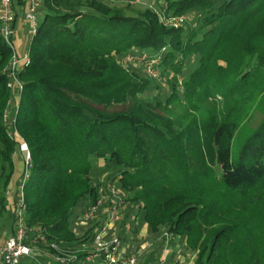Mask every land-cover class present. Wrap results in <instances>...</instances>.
<instances>
[{
  "label": "trees",
  "instance_id": "16d2710c",
  "mask_svg": "<svg viewBox=\"0 0 264 264\" xmlns=\"http://www.w3.org/2000/svg\"><path fill=\"white\" fill-rule=\"evenodd\" d=\"M40 1L17 125L33 166L28 244L70 256L67 264H90L95 251L84 246L103 220L82 236L77 219L114 186L122 230L140 223L182 240L194 259L187 264H264V0H162L160 12ZM174 19L176 26L166 23ZM143 55L159 58L165 89L132 69L138 62L120 61ZM10 56L0 42V217L13 235L14 202L5 192L19 185L25 165L17 168L19 140L3 121L14 98L3 73ZM216 103L219 113H203ZM251 107H260V121L240 132ZM162 246L145 264H168L157 254Z\"/></svg>",
  "mask_w": 264,
  "mask_h": 264
},
{
  "label": "built area",
  "instance_id": "2783aa9c",
  "mask_svg": "<svg viewBox=\"0 0 264 264\" xmlns=\"http://www.w3.org/2000/svg\"><path fill=\"white\" fill-rule=\"evenodd\" d=\"M40 0H0V42L11 52L8 65L3 73L7 78V88L13 93L14 98L9 100L4 112L3 121L11 138L19 140L18 151L25 155V171L16 190L7 192L9 200L14 202V232L5 243L0 244V264H22L23 260L33 258L32 264H43L35 258L34 250L28 244L35 239L30 236L26 218L27 202L26 187L31 178L32 158L27 143L20 138L18 131V115L20 112L24 84L20 79L21 74L31 66L32 58L30 47L38 33L41 20ZM168 22V21H166ZM176 26L177 23H174ZM29 26V27H27ZM26 27L29 30L26 31ZM23 33V42L19 44V34ZM27 38V40H26ZM144 56V55H143ZM144 69L148 76L158 79L159 72L155 66L159 63V58L143 57ZM127 56L130 62H134L136 57ZM106 190V191H105ZM101 190V195L95 205L89 208L79 219H95L96 212L103 209V221L94 232L93 243L97 250L91 259H103L105 264H136V255H126L120 239L105 241L104 237L121 215L120 208L123 204L122 192L114 186H108ZM106 193V194H105ZM98 218V219H100ZM42 240L44 238L42 237ZM69 259H59L60 264H67ZM156 264H165L164 261Z\"/></svg>",
  "mask_w": 264,
  "mask_h": 264
},
{
  "label": "rangeland",
  "instance_id": "374dc122",
  "mask_svg": "<svg viewBox=\"0 0 264 264\" xmlns=\"http://www.w3.org/2000/svg\"><path fill=\"white\" fill-rule=\"evenodd\" d=\"M105 1L109 4L118 5V6H124L127 3H129V4H131L132 7L139 8V10H143L145 8H152L156 12H160V6L161 5H159V4L162 2V0L157 1V2H156V0H105ZM40 5H42V2L40 3ZM41 21H42V18L40 20V23H41ZM179 22H180L179 20L174 19V20H169L166 23L169 25H172L174 23L179 24ZM27 27H29V26H27ZM27 30H29V28ZM26 40H27V38H26ZM144 56L148 57L146 55H144ZM141 58L137 56L136 60L134 62H130L129 59H126V57H124V58H121L120 61L123 62V64H125L126 66H129L130 64L138 62V65L137 66L133 65L132 69H134L138 72V71H140V69L143 68L141 70V73L142 74L145 73L147 75V73L144 69V62L140 61ZM191 65L194 67L193 62ZM190 71H191V68L188 67L187 73L189 74ZM156 80H158V81H156ZM156 80L155 81L158 84H161L162 88L165 89L167 87V85L165 83H163V81L161 80L160 77ZM221 106H222L221 103H216L214 106L206 104L205 106H203V113L207 114L209 111H214L216 113H219L220 112L219 110H221V108H222ZM116 108L121 109L120 107H116ZM258 108H260V107H256L254 109L251 107V109H252L251 114L249 115L247 120H244L243 127L240 129V132L244 131V128L246 126L252 127L253 125L257 124L260 121L261 113L259 112ZM179 114L181 115L183 113H182V111L177 110V112H176V114H174V116H177ZM243 114H244V112L239 114V115L236 114L237 115L236 117L238 118V116H240L239 118H242ZM20 138L23 139L21 136H20ZM241 142L242 141L239 140V141L234 142V144H233L232 150L234 151L233 152L234 158L236 157V155H237L236 153L238 152V150L241 147V145H240ZM24 165H25V163H24ZM24 168H25V166H24ZM24 171H25V169H24ZM21 179L22 178H20V180ZM11 190H16V187H14L13 184L7 188V190L5 192L6 196H7V192L11 191ZM82 207H83V204L81 203L78 206V208L76 209V212L73 216L74 219L80 216V214L82 213ZM124 209L127 210V208H124ZM102 211H103L102 208L99 209L95 214V216H97V218H95L93 220H96V219L102 217L101 216ZM77 220H78V224L75 226V228H76L75 231L78 232L79 235L83 236L85 234V232L92 226L91 225L92 220L91 219L90 220L89 219H87V220L86 219L85 220L77 219ZM122 222H123V215L121 212L119 220L116 221L114 223V225L112 226V228L107 231L104 239H105V241H111L113 239H120V241L122 242L124 253H126V254L128 253V255H130V256L136 255V257H137V263L136 264H145V262L151 258V255L153 254V250L156 249V247L162 246L163 243L167 244L168 241L171 239V237H168L169 235H167L166 232H163L161 235H155V234L150 233L148 227H146L147 236L144 238V236L142 235V232H141V229L144 225L141 226L140 223H137L131 229L124 231V230H122L123 229L122 228L123 227ZM10 224H11L10 220H8L6 217L4 219L0 217V244L5 243V241L11 236L12 232L11 231L9 232ZM37 237L40 238L41 235L38 234ZM169 243H170V241H169ZM30 247L34 250V252L41 254L43 260H41L40 262H42L43 264H56L59 262V259H68L70 257V256L69 257H67V256L61 257L60 255L52 254L47 249H38L35 246L33 247V243L30 244ZM84 250L96 251L97 248L94 245V243H89V244L84 246ZM163 250L166 251L165 248ZM161 252L162 251L160 250L157 252V254H160ZM181 257H182V262L184 261V263H186V264L191 263L194 260L189 251L182 253ZM154 259H155V256H154ZM33 262H35V260L33 258H27V259L23 260L22 264H32ZM90 264H105V262L103 259H94L90 262ZM148 264H154V261L151 260V261H149Z\"/></svg>",
  "mask_w": 264,
  "mask_h": 264
},
{
  "label": "crops",
  "instance_id": "0c3cea01",
  "mask_svg": "<svg viewBox=\"0 0 264 264\" xmlns=\"http://www.w3.org/2000/svg\"><path fill=\"white\" fill-rule=\"evenodd\" d=\"M27 27H26V31H27ZM23 33L20 32L19 34V41L18 43L19 44H22L23 42ZM24 158H25V155L21 152H16L15 156H14V160L16 162V166L18 169L22 168L23 167V163H24ZM22 171V170H21ZM16 178L14 179V183L16 184L17 182L19 183L20 181V178L18 179V176H15ZM16 181V182H15ZM17 183V184H18ZM14 185V184H13ZM141 232H142V235L144 236V238L147 236V229H146V226L144 225L141 229ZM172 240V241H171ZM130 241V240H129ZM170 241V243H169ZM168 241L167 244H164L162 247L163 249L165 248L166 251H164L162 249V255L163 257L165 258V260H167L166 262L168 264H175L177 263L178 261H182V253H185L187 252L186 248H185V245H184V242L182 240H178V239H170ZM131 242V241H130ZM154 251V250H153ZM164 251V252H163Z\"/></svg>",
  "mask_w": 264,
  "mask_h": 264
}]
</instances>
